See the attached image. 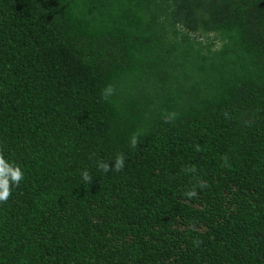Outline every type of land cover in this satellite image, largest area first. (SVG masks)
Segmentation results:
<instances>
[{
    "label": "trees",
    "instance_id": "16d2710c",
    "mask_svg": "<svg viewBox=\"0 0 264 264\" xmlns=\"http://www.w3.org/2000/svg\"><path fill=\"white\" fill-rule=\"evenodd\" d=\"M0 154V264H264V0H0Z\"/></svg>",
    "mask_w": 264,
    "mask_h": 264
},
{
    "label": "clouds",
    "instance_id": "9594fccd",
    "mask_svg": "<svg viewBox=\"0 0 264 264\" xmlns=\"http://www.w3.org/2000/svg\"><path fill=\"white\" fill-rule=\"evenodd\" d=\"M111 88H106L104 95L111 94ZM171 118V114L170 117ZM137 144V137L132 136L130 140V145L135 147ZM98 167L107 172L109 170V165L104 162H99ZM112 167L114 170L119 171L124 167V157L119 155L115 157ZM24 179V171L22 168L9 161L4 155L0 154V202L7 201L11 195L12 188L17 186ZM82 179L84 181H89L91 179L87 170L82 171ZM185 195L189 198L196 195L195 191H187Z\"/></svg>",
    "mask_w": 264,
    "mask_h": 264
}]
</instances>
